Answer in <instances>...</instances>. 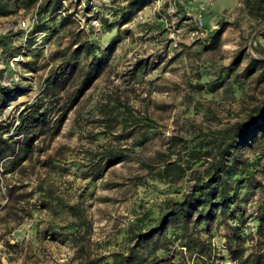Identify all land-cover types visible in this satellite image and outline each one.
<instances>
[{
	"label": "rangeland",
	"instance_id": "1",
	"mask_svg": "<svg viewBox=\"0 0 264 264\" xmlns=\"http://www.w3.org/2000/svg\"><path fill=\"white\" fill-rule=\"evenodd\" d=\"M92 1L85 11L78 0H65L62 12L56 15L74 16L72 29L83 30L85 38L99 47L96 55L103 65L68 114L58 136L39 156V162L25 163L21 173L17 169L0 175V264H76L75 248L69 237L72 218L65 205L78 207L83 220L90 225L93 253L108 256L125 252L127 233L131 229L144 232L152 228L167 203L181 201L192 185L189 175L178 185L149 177L138 184L145 172L135 155H150L159 150L158 134L190 139L195 129L207 131L233 123L264 97V81L257 83V74L252 72L244 76L246 60L237 68L230 67L239 50L245 51L247 57L264 59V38L260 36L263 26L256 28L240 0H156L122 19L110 16V8L117 7L115 4L110 5L108 0ZM117 5L123 6L125 2L119 0ZM96 10L109 23L118 21V28L104 30L95 16ZM197 15L203 20L201 28L194 22ZM22 22L30 25V32L35 26L32 10L20 8L10 16L0 17V34L17 33L21 36L18 41L24 43L29 32L19 29ZM220 22L227 23V27L218 49L208 51V37ZM143 24L150 27L143 28ZM49 38L43 32L34 37L32 48L41 52L36 61L37 69L42 67L38 71L22 70L21 62L26 59L22 54L7 57V64L0 63L1 69L8 66L0 80L3 86L21 83L27 87L25 95L16 96L4 111L6 119L17 117L19 111L35 101L53 64L51 54L66 47L70 39L66 30L60 38ZM89 62L90 59L81 63L86 67ZM236 75L242 77L234 80ZM112 97H118L140 115H148L153 124L149 128L131 127L124 138L115 137L121 132L120 127L108 134L102 120L121 117V110H103L104 103ZM142 134L146 141L133 147ZM10 135L11 131L6 136ZM108 144L133 148L135 155L105 170L97 179L94 173L90 174V162ZM34 145L41 147V140ZM263 148L264 144L244 154L248 163L255 165L254 169H259L257 163ZM44 160L48 164L41 167ZM256 177L264 186V177ZM11 188L17 190L9 194ZM249 193L253 196L249 197ZM46 194L50 195L49 200L45 199ZM248 194V202L240 204L247 211L243 233L253 237V241L243 244L245 255L254 250L257 236L258 194L251 190ZM18 195L24 197L20 199L21 211L13 201ZM42 199L49 203L46 207H40ZM262 216L264 223V211ZM217 223L211 229V244L218 256L216 264H233L223 247L226 228ZM173 251L183 252L176 246ZM262 252L264 256V249ZM183 255L190 261L187 252Z\"/></svg>",
	"mask_w": 264,
	"mask_h": 264
},
{
	"label": "trees",
	"instance_id": "2",
	"mask_svg": "<svg viewBox=\"0 0 264 264\" xmlns=\"http://www.w3.org/2000/svg\"><path fill=\"white\" fill-rule=\"evenodd\" d=\"M63 1L65 0H0V17L10 16L22 8L26 12L32 10L35 20V26L26 35L24 43L18 41L21 36L17 33L0 34V63L7 64V57L22 54L26 58L21 62L22 70L25 73L36 72L42 67H36L41 52L32 48L35 35L43 32L51 40L60 38L61 33L66 30L70 38L66 47L51 54L53 64L43 79L44 86L35 101L19 111L17 117H11L12 120L6 119L4 111L16 96L25 95L27 87L21 83H13L11 87L0 83V175L17 169L21 173L25 169V163L39 162V156L58 136L68 114L77 106L93 80L92 77L103 65V61H99L96 55L99 47L85 38L83 30L75 32L72 29L75 25L74 16L71 13L56 15L57 12H62ZM78 1L85 6V11L93 2ZM108 1L110 5L117 6L110 8L111 18L122 19L126 14H132L136 8L148 7L156 0H123V6L117 5L119 0ZM240 4L246 16L255 21L256 28L263 26L260 36L264 38V0H240ZM98 13L100 10H96L95 16L104 30L118 28V21L109 23ZM142 27L150 26L143 24ZM225 27L227 23L220 22L218 29L209 35L206 50L218 49ZM89 59L90 62L84 67L82 60ZM245 60L247 64L244 76L252 72L257 74L254 79L257 83L264 81V59L247 57L243 50L235 53L230 67L237 68ZM7 67L0 68V80L4 78ZM240 77L242 76L236 75L234 80ZM209 90L215 91L210 87ZM103 106L104 111L121 110V117H105L102 120L108 134L121 128L119 135H115L117 138H124L131 127L149 128L153 124L148 115H140L118 97H112ZM14 121L16 125L12 127ZM10 131L12 135L6 136ZM158 136L160 149L150 155H135L133 148L121 145H105L90 162V174L94 173V177L99 179L105 170L135 155L139 167L145 172L138 179V184L140 180L149 177L168 185H178L189 175L192 185L183 194L181 201L167 203L166 210L152 228L144 232L131 229L127 233L128 245L125 252H113L108 256L93 253L89 239L90 225L83 220L78 207L65 205L64 208L72 218L69 237L75 248L73 258L76 264H216L218 256L211 244V229L215 222L226 228L223 247L233 264H263L264 186L256 176L261 174L264 177V148L259 154V169H254L255 165L248 163L244 154L255 151L264 144V97L255 101L241 119L218 129H195L190 139L181 135ZM38 139L41 140V147L34 145ZM145 141L146 137L142 134L132 146H141ZM47 164L48 161L44 160L41 167ZM197 164L201 166L193 168ZM16 190L17 188H11L9 194ZM248 190L258 194L255 211L257 236L254 250L245 255L243 244L253 241L250 233H243L247 211L240 206L248 202ZM252 194L249 193L248 196H253ZM44 197L49 200L50 195L46 194ZM21 198L24 197L14 196L17 210L21 208ZM45 199L40 200V207L49 204ZM202 235H206V238L202 239ZM174 246L187 252L191 262L185 258V253L173 251Z\"/></svg>",
	"mask_w": 264,
	"mask_h": 264
},
{
	"label": "built area",
	"instance_id": "3",
	"mask_svg": "<svg viewBox=\"0 0 264 264\" xmlns=\"http://www.w3.org/2000/svg\"><path fill=\"white\" fill-rule=\"evenodd\" d=\"M194 22H195V25L198 26V28H201L203 26V20L200 15H197L196 17H194ZM19 29L28 33L31 27L28 23L22 22L19 26Z\"/></svg>",
	"mask_w": 264,
	"mask_h": 264
}]
</instances>
